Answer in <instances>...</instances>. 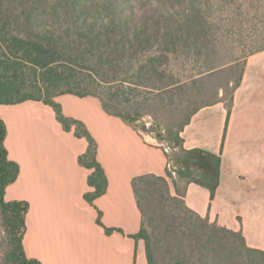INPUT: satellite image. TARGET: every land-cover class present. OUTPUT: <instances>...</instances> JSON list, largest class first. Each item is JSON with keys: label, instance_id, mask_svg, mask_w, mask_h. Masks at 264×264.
Instances as JSON below:
<instances>
[{"label": "trees", "instance_id": "trees-1", "mask_svg": "<svg viewBox=\"0 0 264 264\" xmlns=\"http://www.w3.org/2000/svg\"><path fill=\"white\" fill-rule=\"evenodd\" d=\"M262 16L264 0H0V105L42 102L53 109L64 131L87 141L78 163L90 172L84 199L91 206L109 185L97 158L98 143L82 121L65 116L56 98L96 97L108 115L141 134L153 131L145 122L140 131L137 122L161 115L168 129L155 139L172 170L167 169V178L148 174L132 180L142 221L131 238L144 241L148 263L264 264V251L249 247L241 232L211 223L187 207L191 183L215 196L221 159L185 149L182 138L199 110L224 103L208 104L206 90L198 85L208 76L203 74L224 65L215 63L218 46L226 34L237 32L224 25ZM193 63H202L204 70L192 75ZM233 63L231 69L238 60ZM244 70L233 83L230 104L225 103L229 111ZM6 137L7 126L0 119V264H41L27 257L23 244L30 204L5 200L7 187L20 175L19 164L9 159ZM101 218L98 211L97 223L108 235L122 232L106 228ZM163 247L173 257L171 263L162 260Z\"/></svg>", "mask_w": 264, "mask_h": 264}, {"label": "crops", "instance_id": "crops-1", "mask_svg": "<svg viewBox=\"0 0 264 264\" xmlns=\"http://www.w3.org/2000/svg\"><path fill=\"white\" fill-rule=\"evenodd\" d=\"M56 101L65 116L82 121L96 139L109 185L95 206L85 201L90 172L78 158L87 141L64 131L51 107L39 101L0 105L9 159L20 166L5 200L30 204L23 242L27 257L41 264H149L144 241L131 238L142 221L132 180L148 174L167 178L165 151L108 115L96 97L66 94ZM182 138L185 149L221 159L215 196L191 183L187 207L211 223L241 232L249 247L264 251V51L247 58L231 110L222 102L199 110ZM169 184L176 195L171 180ZM98 211L106 228L122 232L108 235L97 223Z\"/></svg>", "mask_w": 264, "mask_h": 264}, {"label": "rangeland", "instance_id": "rangeland-1", "mask_svg": "<svg viewBox=\"0 0 264 264\" xmlns=\"http://www.w3.org/2000/svg\"><path fill=\"white\" fill-rule=\"evenodd\" d=\"M224 27L234 28L237 31L234 34H226L225 38L221 40V43L218 46L219 55L215 58V63L221 62L224 65L220 69L203 74L202 76H208L204 80H200L198 83L199 86L206 90L204 96L205 101L208 104L215 101H223L227 105L230 104L234 87L233 83H235L243 72L247 58L251 53L264 48V33L262 36V32H264V16L251 23L224 25ZM236 60H238V63L234 69H231L234 65L233 61ZM201 64L202 63L191 64L190 69H192V75L204 70L205 66H202ZM225 86L226 88H224ZM141 122H145L146 128H150L153 131L150 136L154 138L157 137L159 133H162V135L165 136V129H168L167 124L163 122V117L159 114L152 117L145 116L137 122L136 125H138L140 131L143 130ZM143 134L146 136L148 135L146 132ZM2 237V227L0 225V252L4 249V246L1 245ZM160 253L162 260L166 263H171L173 261V257L168 252V248H161Z\"/></svg>", "mask_w": 264, "mask_h": 264}, {"label": "built area", "instance_id": "built-area-1", "mask_svg": "<svg viewBox=\"0 0 264 264\" xmlns=\"http://www.w3.org/2000/svg\"><path fill=\"white\" fill-rule=\"evenodd\" d=\"M142 135H143L147 140L151 141V143H154V144L160 146V144L158 143V141H157L154 137L150 136L151 134H148L147 136H146L145 134H142ZM166 152H168V150H166ZM167 169L172 170V164L169 163V162L167 163ZM173 175L176 176L175 173H173Z\"/></svg>", "mask_w": 264, "mask_h": 264}]
</instances>
